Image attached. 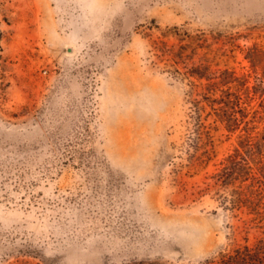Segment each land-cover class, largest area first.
<instances>
[{
	"label": "rangeland",
	"instance_id": "374dc122",
	"mask_svg": "<svg viewBox=\"0 0 264 264\" xmlns=\"http://www.w3.org/2000/svg\"><path fill=\"white\" fill-rule=\"evenodd\" d=\"M253 48L264 0H0V264H139L109 262L115 224L208 203L236 145L211 113L209 159L175 157L185 76L198 101L249 76L260 117ZM234 229V247L264 238L247 210Z\"/></svg>",
	"mask_w": 264,
	"mask_h": 264
},
{
	"label": "trees",
	"instance_id": "16d2710c",
	"mask_svg": "<svg viewBox=\"0 0 264 264\" xmlns=\"http://www.w3.org/2000/svg\"><path fill=\"white\" fill-rule=\"evenodd\" d=\"M252 52L246 59L256 70V79L264 84V52L257 48ZM195 75L204 78L191 76ZM185 78L191 89L187 95L185 138L181 145L174 146V155L193 160L201 153L200 157L209 159L215 139L213 126H207L206 121L213 113L215 123L226 132L225 138L236 137L233 153L219 171L221 185L208 203L180 209L170 216L169 224L141 219L140 224L131 220L127 225L119 220L113 230L118 244L107 249L109 262L264 264V238L253 247H234V219L239 211L247 210L257 222L264 220V128L260 130L264 114L257 117L258 112L243 106L241 98L242 91L248 97L252 90L255 95L259 90L248 86L249 76L237 77L227 70L221 77L219 97L212 91L198 101L193 98L194 83Z\"/></svg>",
	"mask_w": 264,
	"mask_h": 264
},
{
	"label": "water",
	"instance_id": "95a60500",
	"mask_svg": "<svg viewBox=\"0 0 264 264\" xmlns=\"http://www.w3.org/2000/svg\"><path fill=\"white\" fill-rule=\"evenodd\" d=\"M68 53H72V48L67 49Z\"/></svg>",
	"mask_w": 264,
	"mask_h": 264
}]
</instances>
